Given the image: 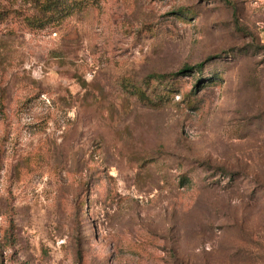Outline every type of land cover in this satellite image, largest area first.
<instances>
[{"label": "rangeland", "instance_id": "374dc122", "mask_svg": "<svg viewBox=\"0 0 264 264\" xmlns=\"http://www.w3.org/2000/svg\"><path fill=\"white\" fill-rule=\"evenodd\" d=\"M42 1L0 0V264H264V0Z\"/></svg>", "mask_w": 264, "mask_h": 264}, {"label": "trees", "instance_id": "16d2710c", "mask_svg": "<svg viewBox=\"0 0 264 264\" xmlns=\"http://www.w3.org/2000/svg\"><path fill=\"white\" fill-rule=\"evenodd\" d=\"M70 0H43L41 7L42 10L45 12H51L54 13V18L57 20L60 19H64L65 17H67L68 15L71 14V10L73 9V4L70 5L68 2ZM227 2H230V0H226ZM43 20H34L32 22V24L39 26L41 25ZM43 25V24H42ZM192 69V67H184L182 70L177 71V72H173L171 74H151L147 77V83L150 84V80L151 79H160V80H166L167 78H172V77H178L180 75H184L187 72H190ZM202 82L199 81V83ZM137 93H139V95L141 97H146V94L144 91L140 90V91H136Z\"/></svg>", "mask_w": 264, "mask_h": 264}]
</instances>
